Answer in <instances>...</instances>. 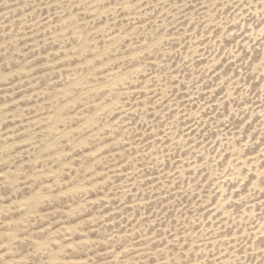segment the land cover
I'll list each match as a JSON object with an SVG mask.
<instances>
[{"label": "rangeland", "instance_id": "1", "mask_svg": "<svg viewBox=\"0 0 264 264\" xmlns=\"http://www.w3.org/2000/svg\"><path fill=\"white\" fill-rule=\"evenodd\" d=\"M0 264H264V0H0Z\"/></svg>", "mask_w": 264, "mask_h": 264}]
</instances>
